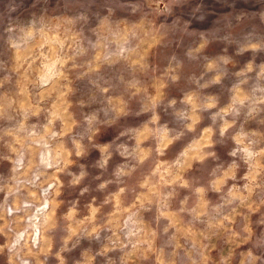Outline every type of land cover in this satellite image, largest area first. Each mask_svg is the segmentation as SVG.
Segmentation results:
<instances>
[{
    "label": "clouds",
    "instance_id": "1",
    "mask_svg": "<svg viewBox=\"0 0 264 264\" xmlns=\"http://www.w3.org/2000/svg\"><path fill=\"white\" fill-rule=\"evenodd\" d=\"M0 264H264V0H0Z\"/></svg>",
    "mask_w": 264,
    "mask_h": 264
}]
</instances>
